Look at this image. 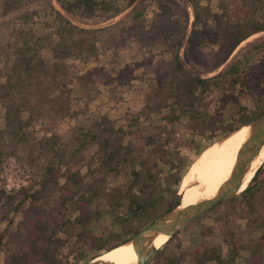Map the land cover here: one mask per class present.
<instances>
[{
  "label": "trees",
  "instance_id": "obj_1",
  "mask_svg": "<svg viewBox=\"0 0 264 264\" xmlns=\"http://www.w3.org/2000/svg\"><path fill=\"white\" fill-rule=\"evenodd\" d=\"M58 1L68 14L110 20L137 0ZM188 1L195 14L194 47L202 50L218 45L226 50L216 68L245 40L264 31V21L251 14L246 0H219L222 12L218 15L206 4L211 0ZM24 2L13 0L7 10L18 8ZM156 13L160 19L154 27L161 34L166 50L173 53L175 62L168 73V82L161 84L160 89L170 90L169 97L182 99L191 96L186 92L187 87H192V94L198 87L201 98L209 105L215 93L214 86L221 88L219 79L224 76L233 79L238 74V66L234 63L226 73L211 79L197 76L182 79L185 67L180 52L189 32L190 12L160 0ZM141 16L143 12L135 13V18ZM57 22L54 33L39 35L32 30L20 31L15 60L0 91L5 120V127L0 126V166L6 157L15 156L29 164L34 174L28 186L0 203V209L6 207L0 225L4 219L9 218L11 222L9 228L0 231V264H81L89 261L128 242L148 224L169 212L178 193L174 191L171 199L162 196L161 161H168L180 172L184 162L171 159L170 139L163 132L146 134L140 127L136 131L116 128V122L107 115L93 120L91 126L68 139L55 128L74 112L71 87L74 78L66 60L74 57L77 48H90L95 52L100 50L97 45L100 41L102 47L106 42L103 30L74 25L62 12H58ZM258 49H264V43ZM45 51L49 55H45ZM260 65L264 68V58ZM232 82L237 83L239 79ZM104 83L111 84V80ZM110 91L112 100L113 90ZM234 99L235 95L230 93L225 103ZM91 102L89 99L88 105ZM117 104L125 106L122 99ZM157 104L148 102L146 106L151 112L164 107L163 103ZM186 106H190L189 112L199 115L192 102L187 101ZM262 115L264 112L246 114L242 125ZM140 117L134 118L137 124ZM44 119L52 120L55 127L38 138L35 126ZM236 129L232 127L229 132ZM127 135L132 137L128 142ZM91 149H94L92 153ZM213 157L214 153L204 162L203 174L210 168ZM262 170L257 171L242 193L207 211H218V215L215 226L203 228L207 238L204 244L184 245L181 230L147 264H264V180H258ZM181 180L179 177L177 183ZM154 203L161 208L158 215L153 210ZM13 213L19 215L16 224L10 215ZM106 215L114 216L120 229L111 226L105 220ZM243 218L247 220L246 226L240 223ZM108 238L114 240L109 246L105 244Z\"/></svg>",
  "mask_w": 264,
  "mask_h": 264
},
{
  "label": "rangeland",
  "instance_id": "obj_2",
  "mask_svg": "<svg viewBox=\"0 0 264 264\" xmlns=\"http://www.w3.org/2000/svg\"><path fill=\"white\" fill-rule=\"evenodd\" d=\"M11 1L13 0H0V91L8 80V73L15 60L20 31L32 30L39 35L54 33L58 26V12H62L74 25L81 28L103 30L102 33L106 35L104 47L100 41L97 44L99 51L77 48L74 57L66 60L70 75L74 78L71 84L73 114L62 120L58 127L54 126L52 120L40 121L35 126L36 135L42 138L55 127L68 139L82 128L91 126L93 120L100 119L103 115L114 120L116 128L136 131L140 127L146 134L163 132V135L170 139L168 151L171 159L184 161L181 172L168 161H161V191L166 199H171L174 191H180L186 182L185 175L209 146L229 135L230 128L243 126L241 120L246 114L264 112V68L260 65L264 58V49H258L264 43V31L245 40L227 61L216 68L224 59L226 50H222L218 45H209L202 50L194 47L192 32L195 28V14L191 3L188 0H162L190 12L188 36L180 52L185 67L182 79L190 76L211 79L222 72L226 73L234 63L239 68L233 79L229 76L219 79L221 88L214 86L212 101L206 105L198 87L195 94L191 93L192 87H187L186 92L191 96L182 98L183 100L180 97H169L170 90L160 89L161 84L168 82V73L175 66L173 53L166 50L161 34L154 27L160 19L156 13L160 0H137L122 14L110 20L101 16L87 19L68 14L58 0H25L20 7L8 11L7 6ZM246 1L251 7V14L264 21V0ZM206 4L210 5L213 13L218 15L222 12L219 0H211ZM137 12H143V16L135 18ZM45 55L49 53L45 51ZM235 78L239 79V82L233 83ZM109 79L111 84L104 83ZM110 88L113 90L112 100L109 98ZM186 92L183 94L186 95ZM230 93L234 94L236 99L225 103ZM89 99H92L90 105ZM120 99L124 101L125 106L117 104ZM187 101L193 103L199 115L187 110L190 108H186ZM148 102L156 106L158 102L163 103L164 107L151 112L146 106ZM3 113L4 109L0 106L2 128L5 127ZM138 116H141L139 124L134 121ZM131 139L132 137L127 135L126 142ZM133 140L136 138L133 137ZM93 151L94 149L90 150L91 153ZM260 167L263 170L258 180L262 181L264 164ZM86 170L87 168L84 169ZM33 177L31 167L25 161L15 156L6 157L0 166V203H4L8 195L16 194L28 186ZM179 177H182V180L177 183ZM251 183L252 180L249 184ZM152 207L155 215L161 213L159 204L154 203ZM5 208L0 209V217H3ZM10 215L14 223H18L19 215ZM217 215L218 211L207 212L200 220L182 229L180 238L184 245L196 247L204 244L207 238L203 234V228L215 226ZM105 220L120 229L114 216L106 215ZM240 223L246 226L247 220L240 219ZM10 224L9 218L2 220L0 231L9 228ZM113 242L112 238H108L105 244L109 246Z\"/></svg>",
  "mask_w": 264,
  "mask_h": 264
},
{
  "label": "water",
  "instance_id": "obj_3",
  "mask_svg": "<svg viewBox=\"0 0 264 264\" xmlns=\"http://www.w3.org/2000/svg\"><path fill=\"white\" fill-rule=\"evenodd\" d=\"M243 126H249L250 134L239 150L236 165L229 179L225 181L214 197L202 199L197 203L185 207H182L184 193L180 189L173 208L148 224L129 240L134 243L138 252V261L135 264H147L174 235L188 226L192 221L212 209L218 203L233 198L248 188L242 190L245 177L251 170L254 160L259 156L264 147V115ZM159 235H167L169 237L162 247H157L155 244V240ZM84 264L114 263L99 259V256H97Z\"/></svg>",
  "mask_w": 264,
  "mask_h": 264
},
{
  "label": "bare ground",
  "instance_id": "obj_4",
  "mask_svg": "<svg viewBox=\"0 0 264 264\" xmlns=\"http://www.w3.org/2000/svg\"><path fill=\"white\" fill-rule=\"evenodd\" d=\"M249 134V126H241L219 142L213 143L204 151L197 163L184 177L186 182L181 186V192L184 193L182 207L197 203L202 199L214 197L218 193L221 186L232 175L239 150ZM214 151L211 166L203 174V164ZM263 164L264 147L254 160L251 170L247 173L245 180L248 182H244L242 190L247 188L256 171ZM168 239L167 235H159L155 240V244L157 247H162ZM99 259L110 261L114 264H135L138 261V252L134 243L128 241L104 252L99 256Z\"/></svg>",
  "mask_w": 264,
  "mask_h": 264
}]
</instances>
